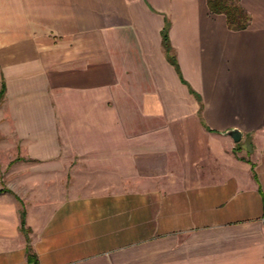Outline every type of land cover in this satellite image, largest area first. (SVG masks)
<instances>
[{"label": "crops", "instance_id": "obj_1", "mask_svg": "<svg viewBox=\"0 0 264 264\" xmlns=\"http://www.w3.org/2000/svg\"><path fill=\"white\" fill-rule=\"evenodd\" d=\"M241 3L232 29L207 0H0V264H264Z\"/></svg>", "mask_w": 264, "mask_h": 264}, {"label": "trees", "instance_id": "obj_2", "mask_svg": "<svg viewBox=\"0 0 264 264\" xmlns=\"http://www.w3.org/2000/svg\"><path fill=\"white\" fill-rule=\"evenodd\" d=\"M207 3L211 12L225 14L228 26L230 28L243 29L248 26L251 15L242 5L241 0H207ZM21 224V230L24 232H28L27 228L25 227L23 209L21 210ZM29 258L32 260L36 259L33 253H31L30 251Z\"/></svg>", "mask_w": 264, "mask_h": 264}, {"label": "water", "instance_id": "obj_3", "mask_svg": "<svg viewBox=\"0 0 264 264\" xmlns=\"http://www.w3.org/2000/svg\"><path fill=\"white\" fill-rule=\"evenodd\" d=\"M226 133H228L235 141L240 140L242 137V131L238 127L228 128Z\"/></svg>", "mask_w": 264, "mask_h": 264}]
</instances>
